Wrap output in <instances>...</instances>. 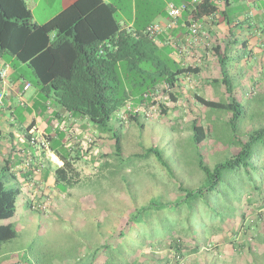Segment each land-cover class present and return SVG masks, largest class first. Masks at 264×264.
Segmentation results:
<instances>
[{
	"label": "trees",
	"instance_id": "1",
	"mask_svg": "<svg viewBox=\"0 0 264 264\" xmlns=\"http://www.w3.org/2000/svg\"><path fill=\"white\" fill-rule=\"evenodd\" d=\"M219 10L212 0H197L178 22L185 19L200 22ZM146 28L124 29L117 19L116 8L103 0H78L44 24L35 23L29 14H19L11 3L5 5L0 0V59L13 69L19 64L27 65L45 103L52 100L63 111L87 119L101 134L113 133L115 155L119 158L124 153L121 125L131 122L142 128L140 120L149 119L147 109L156 104L161 114L167 113L169 102H158L155 96L167 94L169 101H176L171 90L178 87L184 73L191 71L170 57V44L160 48L154 38L145 34ZM162 34L160 39L164 41ZM215 54L221 78L212 83L222 79L229 98L217 101L195 92L193 99L216 115L223 112L231 117L215 136L210 123L218 117L210 118L208 126L198 120L192 123L188 141L189 145L202 149L195 161L203 183L199 187H186L179 181L173 199L161 194L157 202L151 200L144 206H136L118 228L111 226L106 230V223L97 215L93 248L87 244L79 255L52 264H241L236 256L221 261L208 253L218 247L219 237L229 240L237 254L249 255L243 264H264L263 214L247 222L256 194L264 206V127L246 132L245 137L238 136L246 109L233 93L227 53L218 47ZM22 78L20 74L18 80ZM128 105L130 108L126 109ZM113 118L120 126H111ZM212 143L231 149L230 154L220 150L209 155L206 152ZM57 146L62 147L61 143ZM54 151L63 162L56 169L55 183L73 187L74 175L78 173L72 156L57 148ZM136 156L144 160L155 157L168 175L177 179L164 148L152 145ZM5 173L3 168L0 251L4 244L17 238L15 226L1 222L15 217L17 200L22 195L18 185H9ZM239 174L244 185L233 186V179ZM228 234L232 236L227 238ZM5 258L6 255L0 258V264Z\"/></svg>",
	"mask_w": 264,
	"mask_h": 264
},
{
	"label": "rangeland",
	"instance_id": "2",
	"mask_svg": "<svg viewBox=\"0 0 264 264\" xmlns=\"http://www.w3.org/2000/svg\"><path fill=\"white\" fill-rule=\"evenodd\" d=\"M172 1L178 3L181 0ZM238 19L234 18V21L240 22L243 28L251 25L252 33L263 32L264 24L258 18L243 16ZM257 39L249 37V49L240 45V52L234 54L240 58L245 57L248 65L243 61L241 64L245 66L243 65L242 68L238 67L237 62L227 64L233 93L246 109L245 118L240 123L241 128H238L240 137H245L246 132L252 129L264 127V59H262L264 53L258 51L256 60L249 62L250 49L257 50L255 46ZM262 39L259 37V40ZM263 43L258 44V47L264 49ZM19 66L22 68L15 71L23 74L20 81L31 83L30 90L22 96L28 101L33 93H40V90L35 85V79L28 66L24 64ZM208 66L205 75L212 77L221 73L217 63L212 62ZM170 68L175 69L172 66ZM202 81L195 77L191 82L185 80V83L171 90L176 101H169L167 94H161L160 102H169L167 113L161 114L158 110L156 114L148 117L149 119H141L142 128L131 122L121 125L124 153L119 158L115 155L113 133H103L100 136L102 131L99 133L94 130L89 131L90 135L83 136L79 141L81 149L78 154L71 152L70 148L60 147L62 154L73 157L79 170L76 171L78 175H74V185L67 187L62 183L56 189L53 187V194L44 195L42 198L27 196L28 207H25L22 195L18 198L15 217L1 222L12 223L17 230V238L1 248L0 256L6 255L2 264H52L64 257L79 255L85 245L88 244L89 248L92 245L93 248L97 237V215H100V220L106 223L104 227L106 230L111 226L118 228L123 225L136 206H144L151 200L157 202L161 200L162 195L173 199L177 194L179 181H182L186 187H199L203 183H200L202 174L196 165L195 156L202 149L189 145L192 123L198 120L200 124L208 126L210 118L218 117L219 119L210 123V129L216 131L215 136L231 117V114L223 112L220 116L219 113L216 115V112L203 108L194 101L195 92L207 99L217 101H227L229 98V95L225 94L222 79L218 83L210 81L209 84H204ZM164 97L166 99H163ZM19 104L20 101L17 100L18 108L24 110ZM111 126L114 128L120 124L113 118ZM216 143L215 145L219 144ZM152 145H158L166 150L169 161L173 162L177 179L169 176L155 157L146 160L136 158V154H141L145 148ZM49 150L50 146L49 149H45V151ZM207 150L206 153L209 155L220 150H227L226 154L231 152V149L216 147L213 143ZM52 168L55 175L58 167L52 164ZM262 175L264 182V173ZM243 185L240 174L234 177L233 186ZM253 200L247 222L254 221L263 214V229L262 200L257 194ZM231 236L228 234L227 238ZM217 243L218 247L208 252L211 256L216 255L221 261L236 256L235 259L241 264L249 259V255L245 252L237 254L229 240L219 237Z\"/></svg>",
	"mask_w": 264,
	"mask_h": 264
},
{
	"label": "crops",
	"instance_id": "3",
	"mask_svg": "<svg viewBox=\"0 0 264 264\" xmlns=\"http://www.w3.org/2000/svg\"><path fill=\"white\" fill-rule=\"evenodd\" d=\"M3 1L5 5L11 3L17 13L29 14L35 23L44 24L78 0ZM103 1L116 8L117 19L123 28L128 30L145 29L154 23L167 24L166 7L169 3H176L172 0ZM182 3H185V0L176 4ZM243 16L258 18L264 24V0H228L213 20L204 18L197 22L201 29L196 37L192 36L189 30L191 20L185 19L178 22L175 27L163 32L164 41H161V35L156 38L155 42L160 48L166 44L171 45L170 57L177 64L182 68H191L190 72L184 73L180 77L179 85L185 83V80L191 82L195 77L203 80L204 84L221 78V73L212 77L205 75L210 63H219L215 48L220 47L222 53H227L228 63L237 62L239 68H242L244 64L248 65V62L245 57L240 58L234 54L240 52V45L249 49V37L258 38L255 40L257 50L250 49L249 62L256 60L258 51L264 53V49L258 47V44L264 42V29L261 34H254L251 25H248L247 28L241 27L240 22H235L234 18H243ZM259 37L263 39L259 40ZM262 59H264L263 56ZM5 66L9 67V78L6 84L0 83V94L3 93L4 96L0 101V174L2 169L6 168L5 175L8 177L9 185H18L21 188L24 198L22 199L25 207H28V205L26 206L28 204L26 203L27 196H32L35 199L42 198L44 195L53 194V187L55 189L59 187L55 183L56 171L54 175L52 168V164L57 167L63 165V162L54 153L55 148L60 151L57 143H61L63 148H70L71 152L78 154L81 149L79 141L82 137L90 135L89 131L94 130L99 133L100 130L87 119L77 118L63 111L61 106L52 100L45 103L40 93H33L26 101L25 106L19 104L24 109L20 110L17 100L20 101L21 95L25 93H23V87L29 82L22 83L18 80L20 74H17L9 63L0 59V69ZM16 67V70L22 68L19 65ZM32 130L40 140L44 139L49 142V151L38 146H31L29 131ZM73 166L79 172L75 161Z\"/></svg>",
	"mask_w": 264,
	"mask_h": 264
},
{
	"label": "built area",
	"instance_id": "4",
	"mask_svg": "<svg viewBox=\"0 0 264 264\" xmlns=\"http://www.w3.org/2000/svg\"><path fill=\"white\" fill-rule=\"evenodd\" d=\"M219 8L225 6V3L227 0H212ZM197 2V0H193L191 3H183V4H180V5H176L174 3H169L166 7V13H167V16H168V23L167 24H164V23H154V24H151L149 25L146 30H145V34H147L148 36L154 38L156 40V38L162 34L163 32H165L166 30L168 29H171L173 27H175L179 21V19L181 18V16L185 13V12H189L192 8V6ZM216 14L215 15H212L210 17H207L209 18L210 20H213L215 18ZM201 29V26L197 23V22H193L191 21L190 24H189V30L192 34V36L196 37L199 33ZM8 76H9V67L8 66H5L3 68L0 69V83L2 84H6L7 83V79H8ZM31 88V84L29 83H26L23 87V93L28 91L29 89ZM156 95H158V92L155 93ZM23 95H21V99H20V105L21 106H25L26 105V101L22 98ZM3 93L0 94V101L3 99ZM155 99L160 102L161 99H160V96H155ZM163 99H166V97H164ZM129 109L130 108V105H128L126 107V109ZM147 116L151 117L153 116L154 114H156V112L158 111L157 109V104L156 105H153L151 107H149L147 109ZM136 111H139V109H136ZM124 116V111L120 112L119 113V117H123ZM29 143L31 145H34V146H38L40 148H43V149H49V142L47 140H44V139H39L34 131H29Z\"/></svg>",
	"mask_w": 264,
	"mask_h": 264
}]
</instances>
